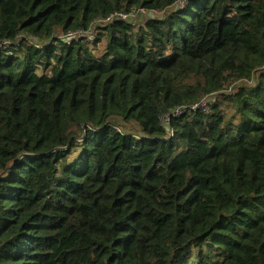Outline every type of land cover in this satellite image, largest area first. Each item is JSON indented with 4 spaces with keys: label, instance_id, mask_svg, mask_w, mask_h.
<instances>
[{
    "label": "trees",
    "instance_id": "1",
    "mask_svg": "<svg viewBox=\"0 0 264 264\" xmlns=\"http://www.w3.org/2000/svg\"><path fill=\"white\" fill-rule=\"evenodd\" d=\"M0 264H264V0H0Z\"/></svg>",
    "mask_w": 264,
    "mask_h": 264
},
{
    "label": "built area",
    "instance_id": "2",
    "mask_svg": "<svg viewBox=\"0 0 264 264\" xmlns=\"http://www.w3.org/2000/svg\"><path fill=\"white\" fill-rule=\"evenodd\" d=\"M139 14L143 15V16H145V15L151 16L150 13H145V11H140ZM118 17L121 18V20H126L128 15L119 14ZM208 102H209L208 98H204L198 104L193 105L191 107V109L195 110V109H201L202 108L203 111H206L207 108H208ZM186 110L187 109L185 107H179L171 115L173 117H177V116L181 115L183 112H185ZM169 118H170V116H166V117L163 118V125L165 127L168 126V124H169Z\"/></svg>",
    "mask_w": 264,
    "mask_h": 264
},
{
    "label": "rangeland",
    "instance_id": "3",
    "mask_svg": "<svg viewBox=\"0 0 264 264\" xmlns=\"http://www.w3.org/2000/svg\"><path fill=\"white\" fill-rule=\"evenodd\" d=\"M145 18H146L145 16L138 14V12H134L131 15H129L126 20L129 21L130 23L134 24V25H141L144 23ZM91 40H90V43H92ZM239 84L248 85L247 82H240Z\"/></svg>",
    "mask_w": 264,
    "mask_h": 264
},
{
    "label": "bare ground",
    "instance_id": "4",
    "mask_svg": "<svg viewBox=\"0 0 264 264\" xmlns=\"http://www.w3.org/2000/svg\"><path fill=\"white\" fill-rule=\"evenodd\" d=\"M141 143V142H140Z\"/></svg>",
    "mask_w": 264,
    "mask_h": 264
}]
</instances>
